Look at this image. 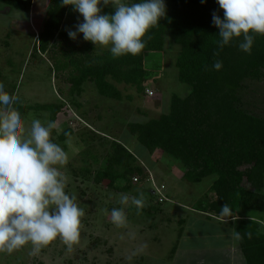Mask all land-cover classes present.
I'll return each mask as SVG.
<instances>
[{
    "label": "rangeland",
    "instance_id": "obj_1",
    "mask_svg": "<svg viewBox=\"0 0 264 264\" xmlns=\"http://www.w3.org/2000/svg\"><path fill=\"white\" fill-rule=\"evenodd\" d=\"M51 1L33 0L30 12L0 3V83L16 98L11 108L21 113L28 127L33 119H40L42 123L51 121V112L37 106L65 104L56 116L57 128L53 138L69 155V162L61 171L67 179L66 191L76 197V203L84 213L80 238L69 248L57 237L36 254L29 243L10 254L0 253V264H137L141 254L145 256L142 264H150L151 252H156L159 261L168 260L170 252L182 238H177L181 231L182 235L183 231L186 234L184 240L182 238V248L187 243L199 242L201 237H198L200 232H197L195 220L200 217L186 214L182 208L200 207L197 202L202 200L204 206L201 207L215 213L210 210V204L217 199L211 189L214 178H208L202 185H190L184 179L180 165L170 161L161 151L152 155L141 152L143 156L138 163L142 173L131 176L128 191L120 189L126 185L122 179L112 186L109 179L98 182L96 178L108 158L111 137L122 140L136 152L138 141L131 136L129 123L159 118L168 112L174 92L186 95L189 88L180 84L176 66L181 46L169 40L163 52L150 54L147 62L153 75L142 93L135 87L118 84L123 99L116 101L101 96L94 83L88 82L85 91L72 98L68 80L77 73L70 64L72 56L82 57L86 53L97 56L110 50L107 46L85 41L82 33L76 40L66 36L68 29L74 30L75 25L83 20L81 14L72 9L61 27L64 35L57 36L46 53L36 49ZM166 6L168 11L167 3ZM101 7L104 13L115 11L113 6ZM60 65L65 68L58 70ZM253 84L248 86L244 95L252 104L263 98L264 80ZM73 99L80 105L75 106ZM261 107L263 113L264 104ZM69 128L74 133L61 140V134ZM118 171L123 173L121 168ZM161 193L170 198L165 204L160 200ZM121 194L137 198L142 194L143 206L157 207L160 212L142 216L136 206L119 203ZM120 207H125L128 218L127 225L122 228L111 222V210ZM149 225H155L157 230L150 231ZM201 230L203 232V226ZM153 238L162 244L158 246ZM194 247L198 249V246Z\"/></svg>",
    "mask_w": 264,
    "mask_h": 264
},
{
    "label": "trees",
    "instance_id": "obj_2",
    "mask_svg": "<svg viewBox=\"0 0 264 264\" xmlns=\"http://www.w3.org/2000/svg\"><path fill=\"white\" fill-rule=\"evenodd\" d=\"M51 2L36 45L41 53L50 50L57 36L64 35L61 27L72 9L62 6L60 0ZM165 2L167 14L146 34L140 54L114 58L109 51L97 56L74 55L70 60L77 72L68 80L72 98L81 95L86 83L92 82L101 96L122 101L118 84L135 87L140 93L146 90L145 85L153 75L147 62L151 53L163 52L169 40L181 46L176 66L180 84L189 88L186 95L174 92L168 112L159 118L129 123V132L138 141L136 152L122 140L111 137L108 158L96 180L109 179L114 186L122 179L126 185L120 189L128 191L131 176L142 173L138 163L143 156L141 152L152 155L161 151L180 165L190 185H202L208 178H214L211 189L217 199L210 204V210L219 216L222 206L229 204L233 214L239 216L234 219V230L239 234L236 239L246 264H264V112L261 107L264 96L253 104L244 98L249 85L264 80V35L254 34L250 54L239 48L242 37L234 38L221 49L219 29L212 22L214 11L223 18L216 0H207L206 4L201 0ZM0 3L26 12L33 7V0H0ZM217 61H222L220 70L213 67ZM60 67L65 68L60 65L58 70ZM72 103L80 105L74 99ZM63 106L64 103L37 108L50 111L51 121L55 122ZM55 133L53 129L52 137ZM73 133L69 128L60 139L64 141ZM119 168L123 173H119ZM199 204L195 209L211 213L201 207L202 200ZM139 211L142 216L160 212L151 205Z\"/></svg>",
    "mask_w": 264,
    "mask_h": 264
},
{
    "label": "clouds",
    "instance_id": "obj_3",
    "mask_svg": "<svg viewBox=\"0 0 264 264\" xmlns=\"http://www.w3.org/2000/svg\"><path fill=\"white\" fill-rule=\"evenodd\" d=\"M223 18L213 12V25L219 29L222 49L234 38L242 37L239 48L251 53L254 34L264 35V0H216ZM62 6L83 17L68 36L76 40L83 34L85 41L109 47L114 58L138 55L146 44V34L160 24L167 14L165 0H60ZM207 3V0H201ZM101 5L113 6L115 11L104 13ZM213 67L222 68V61ZM0 83V253H12L29 243L33 254L57 237L71 248L80 238L83 210L76 197L66 191L67 179L61 169L69 162L65 149L56 143L53 121L42 123L33 119L26 126L21 113L10 106L15 102ZM168 201V200H167ZM123 206L143 207L140 198L121 194ZM220 215L239 219L229 204ZM125 207L111 210V222L117 227L127 225ZM239 238V234H235ZM251 237V233H249Z\"/></svg>",
    "mask_w": 264,
    "mask_h": 264
},
{
    "label": "crops",
    "instance_id": "obj_4",
    "mask_svg": "<svg viewBox=\"0 0 264 264\" xmlns=\"http://www.w3.org/2000/svg\"><path fill=\"white\" fill-rule=\"evenodd\" d=\"M182 209L186 214L192 213L200 217V219L195 220L197 223V232H200L198 237H201L199 242L187 243V246L182 248V238L184 240L186 235H184L183 231L182 238L180 239V242L178 241L179 244H177L176 250L174 253L172 252L173 249L170 252V258L168 260L163 259L164 261L162 262L159 261L161 259L157 258L159 256L156 255V252H151V258L153 259L150 264H246L245 257H240L243 253L238 245L235 235L234 225L236 220H226L224 217H219L214 213L195 209L193 206H186ZM183 221L185 223L186 219ZM201 226H203V232ZM155 227V225H149L148 229L150 231H155L157 230ZM177 238L179 239V236ZM153 240L157 242V245L162 244L161 241H158L156 238H153ZM194 246H198V249ZM144 257V254H141L137 264H142ZM242 257L244 260H242Z\"/></svg>",
    "mask_w": 264,
    "mask_h": 264
},
{
    "label": "built area",
    "instance_id": "obj_5",
    "mask_svg": "<svg viewBox=\"0 0 264 264\" xmlns=\"http://www.w3.org/2000/svg\"><path fill=\"white\" fill-rule=\"evenodd\" d=\"M135 181H138V178H135ZM161 201H165V200H168V198H167V196L166 195H164L163 193H161Z\"/></svg>",
    "mask_w": 264,
    "mask_h": 264
}]
</instances>
